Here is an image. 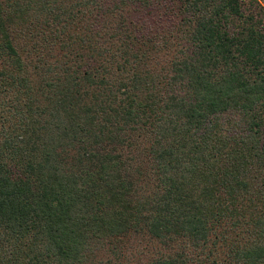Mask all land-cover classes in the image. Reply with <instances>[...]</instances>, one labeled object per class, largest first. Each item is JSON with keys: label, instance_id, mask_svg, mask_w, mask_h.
Instances as JSON below:
<instances>
[{"label": "trees", "instance_id": "1", "mask_svg": "<svg viewBox=\"0 0 264 264\" xmlns=\"http://www.w3.org/2000/svg\"><path fill=\"white\" fill-rule=\"evenodd\" d=\"M0 264H264V5L0 0Z\"/></svg>", "mask_w": 264, "mask_h": 264}, {"label": "rangeland", "instance_id": "2", "mask_svg": "<svg viewBox=\"0 0 264 264\" xmlns=\"http://www.w3.org/2000/svg\"><path fill=\"white\" fill-rule=\"evenodd\" d=\"M264 5V0H259Z\"/></svg>", "mask_w": 264, "mask_h": 264}]
</instances>
